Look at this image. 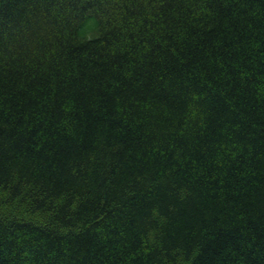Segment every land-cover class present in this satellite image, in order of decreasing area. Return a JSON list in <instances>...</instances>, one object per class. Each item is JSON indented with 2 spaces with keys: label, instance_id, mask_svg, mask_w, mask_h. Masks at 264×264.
Returning a JSON list of instances; mask_svg holds the SVG:
<instances>
[{
  "label": "trees",
  "instance_id": "trees-1",
  "mask_svg": "<svg viewBox=\"0 0 264 264\" xmlns=\"http://www.w3.org/2000/svg\"><path fill=\"white\" fill-rule=\"evenodd\" d=\"M0 264H264V0H0Z\"/></svg>",
  "mask_w": 264,
  "mask_h": 264
}]
</instances>
